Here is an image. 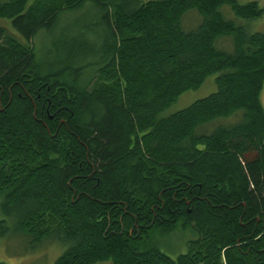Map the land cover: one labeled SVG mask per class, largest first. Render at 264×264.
Segmentation results:
<instances>
[{
    "label": "trees",
    "instance_id": "trees-1",
    "mask_svg": "<svg viewBox=\"0 0 264 264\" xmlns=\"http://www.w3.org/2000/svg\"><path fill=\"white\" fill-rule=\"evenodd\" d=\"M86 4L90 23L58 35ZM222 5L244 20L264 12L237 0H0L11 31L0 26V238L55 241L54 264H264V33ZM41 32L53 41L40 57ZM224 36L230 52L215 46ZM214 74V92L161 116ZM176 230L196 236L175 258L149 240Z\"/></svg>",
    "mask_w": 264,
    "mask_h": 264
},
{
    "label": "rangeland",
    "instance_id": "rangeland-1",
    "mask_svg": "<svg viewBox=\"0 0 264 264\" xmlns=\"http://www.w3.org/2000/svg\"><path fill=\"white\" fill-rule=\"evenodd\" d=\"M146 1V0H142ZM240 3H245L248 1H256L261 8L264 9V0H237ZM95 10L91 9L89 4H86L82 9L76 10L63 15L59 22L58 35L64 34V36L72 37L78 31V22L89 21L90 16L93 15ZM220 12L225 19L233 20L237 25L243 26L249 32H260L264 33V12L261 17L256 19L244 20L235 16L233 11L228 5H222L220 7ZM199 20L198 14L195 12L188 13L183 19V25L187 28L193 27ZM201 20V19H200ZM83 24V22H82ZM87 24V23H86ZM85 25V24H83ZM0 26L4 27L9 31L8 24L0 20ZM11 32V31H9ZM90 33L87 36L89 41L95 42L97 38ZM226 39L216 41L215 46L226 52H230L233 49V44L231 37L224 36ZM230 38L229 40H227ZM231 40V41H230ZM52 38L44 32L39 33L33 40L34 47L41 57L47 46L50 45ZM219 41V43H218ZM231 43V44H230ZM221 46V47H220ZM223 48V49H222ZM216 74L208 76L202 85L196 89H191L183 92L178 99L173 102L169 107H167L161 116H167L173 112L183 109L190 105L197 99L203 98L216 90L215 85ZM262 105L264 107V88L260 96ZM240 118L239 114L237 116H231L229 118H224L217 120L205 127L202 131H210L213 127L219 124L229 125L236 122ZM3 217L0 211V218ZM195 233H191L181 230H176L169 234H164L160 232H152L149 234L150 242L157 246L159 250L168 254L172 258H175L178 254L184 253L187 250L186 242L189 239L195 238ZM64 246H60L55 241L47 240L40 244H30L27 239L23 236L9 235L5 238H0V261L5 264H54L55 259L63 252ZM96 264H110L108 262H101Z\"/></svg>",
    "mask_w": 264,
    "mask_h": 264
}]
</instances>
